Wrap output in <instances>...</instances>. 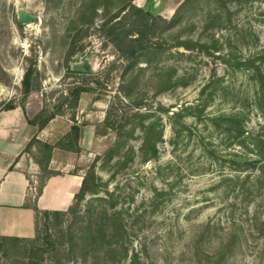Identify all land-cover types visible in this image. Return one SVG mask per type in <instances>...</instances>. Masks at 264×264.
<instances>
[{
	"label": "rangeland",
	"instance_id": "obj_1",
	"mask_svg": "<svg viewBox=\"0 0 264 264\" xmlns=\"http://www.w3.org/2000/svg\"><path fill=\"white\" fill-rule=\"evenodd\" d=\"M183 2L142 0L139 5L135 0L134 4L155 16L170 19ZM118 3L119 0H0V112L11 103L17 107L24 104L33 110H42L47 103L52 110L75 86L90 90L81 95L76 112L65 107L63 115L52 120L50 129L59 130L52 137L56 144L68 134L62 136L64 130H70V133L78 126L80 152L70 170H79V175L85 177L95 164L97 174L107 186L98 196L88 195L84 202L83 210H91L92 231L97 239L89 241L87 257H69L66 247L60 246V241L53 237L58 242L55 252L64 255L62 264H114L110 257L107 258V250H101L100 217L105 218L100 216L101 209L108 211V215L114 210L123 213L129 234L126 246L130 252H138L145 264H196L191 248L199 229L207 224L224 227L226 221L224 214L219 213L221 196L212 191L219 180L215 167L209 169L206 164L204 171L195 174L182 165V178L179 173L173 177L165 174L174 159L180 163V159H176L178 156L186 158L191 153L193 158L188 165L199 166L205 162L195 143L182 140L181 147L174 153L169 144L174 136L172 126L167 116H163L159 162H142L139 148L144 136L141 131H137L110 162L104 159L108 151L115 148L121 116L133 111V106L125 101L120 103L116 98L123 60L112 43L108 28L101 30L103 22L118 12ZM91 6L97 10L95 24L74 43L85 26L81 25L85 20L83 12ZM20 9L31 12L38 21L19 28L16 21ZM89 10L87 16L92 14ZM229 10L231 16H228ZM176 36L186 42L192 40L194 45L175 50L178 54L174 57L164 56L159 65L150 69L143 63L138 64L136 69L139 66L145 68L138 86L149 90L155 74L166 66L175 70L186 86L163 93L157 100L152 98L150 91L146 105L152 104L155 108L158 104L173 106L174 111L184 105H202L205 115H217L238 110L253 97L257 88L251 74L243 67L238 69L229 65L224 59L243 63L264 54V0H234L228 8L214 1L202 2L194 15L185 16L179 28L166 30L162 38L172 42ZM197 43L209 50L201 51ZM30 66L39 71L42 90L25 100L22 80ZM209 84L211 88L201 94ZM185 122L191 130H199V135L200 132L210 135L214 131L204 119L198 121L188 117ZM246 125L250 130H264V114L252 110ZM127 128L130 129V125ZM213 135L217 138L216 133ZM131 148L134 149L132 153ZM159 168L162 175H158ZM45 176L42 174L34 185L35 196L40 192ZM162 191L171 195L154 201L157 192ZM98 198L104 201L100 202ZM73 204L74 199L70 207ZM112 204L115 209L111 208ZM45 212L38 210L37 213L40 241L33 247L0 243V264H30L29 257L23 255L25 252L27 255L35 252L36 263L54 264L39 261L40 258L46 260L51 253L45 238L61 231L45 218ZM256 248L254 245L248 254L240 255L230 264H264V261L255 260L251 253ZM203 249L201 247V251ZM199 257L203 258V255Z\"/></svg>",
	"mask_w": 264,
	"mask_h": 264
},
{
	"label": "trees",
	"instance_id": "obj_2",
	"mask_svg": "<svg viewBox=\"0 0 264 264\" xmlns=\"http://www.w3.org/2000/svg\"><path fill=\"white\" fill-rule=\"evenodd\" d=\"M207 1L184 0L174 15L167 19L162 16H155L138 7L134 4L135 0H119L118 12L103 22L101 30L106 31L108 28L112 43L123 60V64L120 65L122 74L116 98L120 103L125 101L128 105L133 106L132 112L121 116L122 123L116 130L118 139L115 148L108 151L104 159L106 162H110L113 156L125 147L126 142L133 139L137 131H141L144 136L139 148L142 162H159V143L163 142V131H160V124L163 122L162 117L167 116L174 133L169 142L174 153H177L181 147L182 140L194 142L205 162L199 166L188 165L187 162L193 158L191 153L186 158H179L178 156L176 159H180V163L176 162L174 157V161L167 166L165 174L173 177L179 173V177L182 178L184 174L182 165L187 166L191 173L197 174L206 169L204 166L206 164L209 165V169L215 167L216 173L219 174V180L214 184L212 191L218 192L221 196L219 213L225 216V226L207 224L199 229V234L191 248L193 258L197 259L196 264H230L231 261H237L240 255L247 251L250 252L254 245L257 248L251 253L255 260L264 261V130H250L246 125V119L252 110L264 114V54L257 58H249L243 63L237 62V60L231 63L230 60L224 59L229 65L238 69L243 67L248 71L257 88L253 97L248 98L242 108H238L229 114L205 115L202 105L196 107L184 105L175 111L173 106L166 107L158 104L155 108L152 104L146 105L150 91H152V98L157 100L163 93L186 86L177 76V72L168 66L164 69L161 68L158 74H155L149 90L141 89L138 86L139 79L145 72L143 66L136 69L138 64L143 63L146 65L145 67L150 69L153 65H159L164 56L167 58L174 57L175 54H178L177 52L174 53L175 50L193 44L192 40L186 42L179 36H176L172 42H168L162 37L166 30L179 28L185 16L194 15L200 3ZM209 1H214L222 4L224 8H228V5L234 0ZM92 7L90 10L88 9L89 11L92 10L90 16H87L88 10L83 12L82 16L85 20L81 25L88 26V28H81L74 43L83 38L95 24L97 10L95 6ZM228 16H231L230 10ZM16 24L22 28V25H19L17 21ZM197 45L201 51H205L204 48L207 49L206 51L209 50L203 44L197 43ZM217 57L221 58V56ZM210 88L211 85H207L201 94H205ZM41 90L39 71L30 66L22 80L23 97L27 100L30 95L41 92ZM89 91L81 86H75L68 91V96H62L52 110L47 103H44L42 110L32 120H28L29 124L43 130L57 116L63 115L65 107L76 112L81 95ZM15 107L17 106L11 103L2 111H8ZM20 107L25 111L26 106L24 104ZM109 114L110 112H108ZM188 117L198 121L204 119L210 127L214 128L213 133L204 135L200 132L199 135V130H191L185 122ZM129 125L130 129L127 128ZM80 132L79 127L74 126L72 131L55 145L37 139L32 141L28 150L33 146L38 147L36 161L42 170V174H46L44 183L54 175V172L49 169L54 149L59 148L73 153L80 152ZM214 133L217 134V138L213 135ZM133 150L131 148L130 153ZM102 159L100 158V160ZM95 166L94 164L83 178L81 189L75 195L74 204L69 209L44 213L45 218L52 221V225L61 231L58 232V234L60 233L59 236L58 234L48 235L45 238L51 253L46 260L40 258V262L62 264L64 255L55 252L58 242L53 237L60 241V246L66 247L69 257L76 259L78 255H82L84 258L88 256L89 241L97 239L92 231L91 210L90 208L83 210L84 202L88 195L98 196L107 187L103 183V179L97 174ZM158 175H162L160 168ZM170 195V193L163 191L157 192L153 200L159 201ZM98 199L100 202L104 201L102 198ZM114 206L112 204L111 208L115 209ZM108 213L106 210H100V216H105V218L100 217L101 250H107V258L110 257L114 264H145L138 252H130L126 246L129 234L124 225L123 213L116 210L110 215ZM38 229L37 223V234L34 239L0 238V243L16 247L21 244L33 247L41 239ZM201 247H204L203 251H201ZM200 254L203 255V258L199 257ZM23 255L29 257L30 264H39V262H35V252L30 255L25 252Z\"/></svg>",
	"mask_w": 264,
	"mask_h": 264
},
{
	"label": "crops",
	"instance_id": "obj_3",
	"mask_svg": "<svg viewBox=\"0 0 264 264\" xmlns=\"http://www.w3.org/2000/svg\"><path fill=\"white\" fill-rule=\"evenodd\" d=\"M40 111L15 107L0 112V238L34 239L37 210L65 211L81 189V171L70 170L78 153L56 148L49 166L54 175L34 195L42 170L36 161L38 147H28L34 139L55 145L52 137L59 132L50 130L55 120L43 130L29 124Z\"/></svg>",
	"mask_w": 264,
	"mask_h": 264
},
{
	"label": "water",
	"instance_id": "obj_4",
	"mask_svg": "<svg viewBox=\"0 0 264 264\" xmlns=\"http://www.w3.org/2000/svg\"><path fill=\"white\" fill-rule=\"evenodd\" d=\"M38 21V17L32 14L31 12L25 10V9H20L17 12V23L19 25H26L30 24L33 22Z\"/></svg>",
	"mask_w": 264,
	"mask_h": 264
},
{
	"label": "bare ground",
	"instance_id": "obj_5",
	"mask_svg": "<svg viewBox=\"0 0 264 264\" xmlns=\"http://www.w3.org/2000/svg\"><path fill=\"white\" fill-rule=\"evenodd\" d=\"M142 2V0H137V3L140 5V3ZM168 7H169V5H168ZM172 8V7H171ZM174 9V8H173ZM165 11H167L166 9H165Z\"/></svg>",
	"mask_w": 264,
	"mask_h": 264
}]
</instances>
